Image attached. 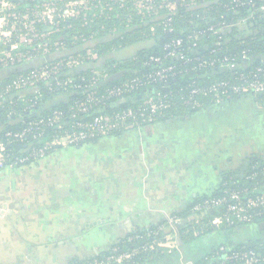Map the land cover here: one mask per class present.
I'll list each match as a JSON object with an SVG mask.
<instances>
[{
	"label": "crops",
	"instance_id": "1",
	"mask_svg": "<svg viewBox=\"0 0 264 264\" xmlns=\"http://www.w3.org/2000/svg\"><path fill=\"white\" fill-rule=\"evenodd\" d=\"M254 106L206 110L57 148L30 165L0 170V264L94 259L130 233L149 230L167 215L183 214L197 199L217 195L226 176L242 171L246 158L264 153V115L257 118L261 109ZM226 116L249 119L243 128L225 129L236 123H226ZM262 224L229 236L178 241L176 250L150 264H197L221 244H264Z\"/></svg>",
	"mask_w": 264,
	"mask_h": 264
},
{
	"label": "built area",
	"instance_id": "2",
	"mask_svg": "<svg viewBox=\"0 0 264 264\" xmlns=\"http://www.w3.org/2000/svg\"><path fill=\"white\" fill-rule=\"evenodd\" d=\"M79 0H0V69L26 65L39 58H46L58 43H52V35L58 31L60 22L75 18L73 5ZM83 1V0H80ZM79 1V2H80ZM118 2L117 0H113ZM133 6L135 14L142 19H157L161 13H165V19L161 22L164 33H172V21L179 8L194 10L199 8L198 0H120L122 6L125 2ZM264 2V0H261ZM30 3L29 6L18 9L19 3ZM84 2V1H83ZM96 8L101 6L102 1H94ZM49 6H56L57 9L49 10ZM66 6H70L66 9ZM253 6L251 1L233 0V6L227 8L234 10L238 7ZM42 10V15L34 13ZM72 14H70V13ZM83 12V11H82ZM264 14V7L257 10ZM68 13V14H67ZM81 13V12H80ZM245 20L230 25L237 27ZM45 27L41 30L40 27ZM226 27V26H225ZM208 31L220 40L221 28L218 25L210 26ZM207 31H200L190 34L186 39L174 38L164 45V55L151 56L145 62V66L158 65L159 68L152 74L147 75L143 80L134 78L129 82L122 83L118 87L97 92V84L101 79L106 78L105 71H93L89 81L75 79V71L83 66L84 61H95L97 55L87 51L84 56L69 57L64 61L52 64H45L42 67L20 75L10 83L0 88V107L3 102L10 99L13 104V97L23 102V112L36 107L41 99L43 85L48 90L75 89L82 92L83 99L72 109L68 117L69 123H64L65 117L62 112L54 111L47 117L29 122L26 127L18 132H6L0 140V170L14 169L17 164L24 166L30 161H38L45 158L57 148L78 146L89 140L104 138L115 132L139 130L145 125L154 123L164 112L173 108L174 102L178 101L189 109L195 110L202 107L203 101H208L214 106H220L229 96L246 97L264 94V69L256 68L249 73L235 74L238 59L236 57L223 56L222 58H191L187 52H194L198 47V40ZM212 50V54L217 53ZM246 51L241 53L245 59ZM174 60L180 64L163 65L165 60ZM191 65L187 69L184 66ZM187 67V66H186ZM218 68L233 73V80H218L208 85L190 84L187 87L186 95L183 93H154L146 95L135 107L127 108L122 112L101 115L89 121H77L78 114H86L90 108L102 104L110 98H121L123 95L132 93L143 87H151L158 83H164L177 75L186 73H197L201 70ZM80 81V82H79ZM176 96V97H175ZM15 112L12 110L9 116ZM53 129L54 133L49 139L43 141L39 148H32L25 157L16 158L11 162L7 146L12 142H22L29 135L38 132L40 137L44 129ZM33 135V138L37 137ZM212 214H215L211 217ZM264 216V187L261 190L254 189L249 192L247 189L230 191L224 196L216 199H205L191 208L187 219L167 215L164 217L167 225L159 231L149 233L144 238L145 243L141 247H134L130 251L117 253L112 250L111 255L101 259H94L89 264H133V259L141 253L152 251H165L170 254L178 247L179 228L183 221L190 222L192 233L197 236L199 232L193 225H198L204 219H208V225L220 228L222 225L250 224L255 219ZM220 247L217 254H225V261H232L238 264H264V253L255 251L230 252ZM225 264V263H222Z\"/></svg>",
	"mask_w": 264,
	"mask_h": 264
},
{
	"label": "trees",
	"instance_id": "3",
	"mask_svg": "<svg viewBox=\"0 0 264 264\" xmlns=\"http://www.w3.org/2000/svg\"><path fill=\"white\" fill-rule=\"evenodd\" d=\"M247 1H251L253 6L238 7L231 11V9L228 10L227 8L233 6V0H198L199 8L197 9L186 10L179 8L172 21L174 31L172 33H164L161 22L165 19V13H161L157 19H142L135 14L132 4L128 1L121 6L119 2L104 0L103 4L95 8L94 11H83L75 18L60 22L58 31L52 35V43L57 42L58 47H55L46 58L36 59L23 66L0 69V88L16 77L38 69L45 64L64 61L69 57L84 56L87 51H91L97 55V59L95 61L85 60L83 66L75 71L74 78L78 80L84 78V81H89L93 71H105L106 78L100 79L96 88L97 92L101 94L104 90L118 87L134 78L143 80L147 75L152 74L159 68L158 65H144V62L149 57H162L165 53L163 47L171 39L178 37L186 39L188 35L200 31L207 32L197 41V49L193 53H186L188 57H236L238 63L234 76L239 73H249L256 68L264 69V14L257 12L259 7H264V2L261 0ZM30 3H19L18 9L29 6ZM245 19V23L237 27L230 26ZM215 25L221 28L220 40H217L216 36L208 31L210 26ZM141 43H147V45L143 44L128 56L120 59L116 58L115 53ZM212 50H215V52L219 51L212 54ZM243 51H246L247 54L245 59L241 58ZM170 64L177 65L180 63L169 59L163 61V65ZM186 66H184V69L191 65ZM234 76L232 72L218 68L201 70L197 73L183 72L164 83H158L148 88L143 87L123 95L121 98L107 99L102 104L90 108L86 114H78L76 120L89 121L97 116L122 112L127 108L135 107L146 95L154 93L173 92L186 95L187 87L192 83L202 86L218 80H233ZM39 88L41 89L42 97L37 102L36 107L28 111L23 112V102L17 99V96L13 97V104H9L10 99L8 97L3 102L2 107H0V140L3 139L4 133L21 131L29 122L47 117L54 111L62 112L66 118L64 123L68 124L71 109L83 99L82 92H86L84 88L82 91L75 89L48 90L44 89L43 85H39ZM236 104L241 105L245 109H247V106L253 109L257 107L254 106L255 104H259L261 110L257 111L256 114L258 116L264 115V94L246 97L229 96L220 106H214L208 101H203L202 107L195 110L189 109L180 102L175 101L171 110L164 112L154 123L145 125L142 128L165 121L184 120L185 117L196 116L210 109L221 112L224 107ZM12 110L15 113L9 116L8 113ZM125 132H115L110 136H119ZM54 133L56 132L53 129L48 128L44 129L40 137L37 136L38 132H34L22 142L15 141L10 143L7 146L11 157L10 161L15 162L16 158L25 157L30 149L41 147L44 143L43 141L49 139ZM33 135L37 137L33 138ZM99 139L101 138L89 140L80 145L89 144ZM35 162L37 161H30L24 166ZM242 165V173L236 172L225 177L217 195L197 199L183 214H173V216L180 217L185 221L191 208L205 199H216L224 196L227 192L241 189H247L249 192L254 189L261 190L264 187V153L249 156ZM19 167H22V165L17 164L14 168ZM214 215L212 214L211 217ZM207 220L206 218L198 225H193L199 232L197 236L192 233L191 223L183 221L179 228L178 241L188 244L208 234H226V236H229L236 233L243 226L258 225L264 221V216L255 219L250 224L222 225L220 228L209 226ZM166 225L167 223L163 219L157 226L149 230L134 231L109 251L98 254L94 259L105 258L111 255L114 249H116L118 254H121L130 251L134 247H141L145 243L144 238L147 234L157 232L160 228H165ZM137 236L144 238L136 239ZM220 247L230 252L250 250L264 253V244L260 242H249L237 247L232 246V244H221L197 264H238L232 261H225V254L223 253L217 254ZM166 255L168 254L165 251L160 250L141 253L133 259V264L154 263ZM94 259L74 261L71 264H89Z\"/></svg>",
	"mask_w": 264,
	"mask_h": 264
},
{
	"label": "rangeland",
	"instance_id": "4",
	"mask_svg": "<svg viewBox=\"0 0 264 264\" xmlns=\"http://www.w3.org/2000/svg\"><path fill=\"white\" fill-rule=\"evenodd\" d=\"M80 1V0H79ZM78 1V3L76 4V5H73L70 9H73V11H74V15H79L80 14V12H82V11H94L95 10V8H96V3L94 2V1H96V0H83V1H80L79 2ZM98 1H102V0H98ZM118 2L120 1V0H117ZM101 4H103L102 2H101ZM70 6H66V9H68ZM37 8L38 7H34L33 9H34V13L36 14V15H42V10L41 11H37ZM49 8V10L51 11V10H53V9H57L56 8V6H49L48 7ZM70 13V12H69ZM68 14V13H67ZM70 14H72V13H70ZM41 28V30H45V27H40ZM147 45V43H141V44H138V45H134V46H131V47H127V49H125V50H121V51H119V52H117V53H115V56H116V58H118V59H120L121 57H124V56H128L132 51H135V50H137V48L138 47H141L142 45ZM253 113V112H252ZM254 116V114H252L251 115V117H250V119H252V117ZM259 116L257 115V118H258ZM245 119H249L248 117H241V118H235V119H233V118H230V117H227L226 116V123H228L229 121H235L236 123L235 124H231L230 126H228L227 125V127L225 128V129H238V128H243L244 127V125L247 123V121H245ZM245 121V122H244Z\"/></svg>",
	"mask_w": 264,
	"mask_h": 264
},
{
	"label": "flooded vegetation",
	"instance_id": "5",
	"mask_svg": "<svg viewBox=\"0 0 264 264\" xmlns=\"http://www.w3.org/2000/svg\"><path fill=\"white\" fill-rule=\"evenodd\" d=\"M248 107H249V106H247V109H249V108H250V107H249V108H248Z\"/></svg>",
	"mask_w": 264,
	"mask_h": 264
},
{
	"label": "water",
	"instance_id": "6",
	"mask_svg": "<svg viewBox=\"0 0 264 264\" xmlns=\"http://www.w3.org/2000/svg\"><path fill=\"white\" fill-rule=\"evenodd\" d=\"M262 227H264V224H262Z\"/></svg>",
	"mask_w": 264,
	"mask_h": 264
}]
</instances>
